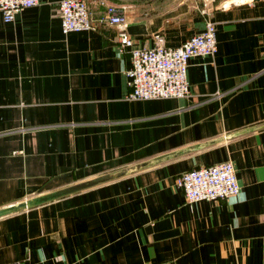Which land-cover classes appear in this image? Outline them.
Wrapping results in <instances>:
<instances>
[{
    "label": "crops",
    "instance_id": "1",
    "mask_svg": "<svg viewBox=\"0 0 264 264\" xmlns=\"http://www.w3.org/2000/svg\"><path fill=\"white\" fill-rule=\"evenodd\" d=\"M60 1L0 15V208L129 172L0 216V264H264V0H86L98 28L66 34ZM108 3L140 48L214 22L188 97L126 98ZM224 161L239 193L186 202L176 177Z\"/></svg>",
    "mask_w": 264,
    "mask_h": 264
},
{
    "label": "built area",
    "instance_id": "2",
    "mask_svg": "<svg viewBox=\"0 0 264 264\" xmlns=\"http://www.w3.org/2000/svg\"><path fill=\"white\" fill-rule=\"evenodd\" d=\"M38 0H0V15L12 22L15 15L34 6ZM126 7L104 4L97 24H112L117 28V49L128 53L130 67L125 71L128 100L184 98L190 95L187 80L188 60L195 56H211L217 51L214 22L178 46H167L164 36H155L153 47L140 48L127 31ZM61 30L69 32L97 29L86 0H61L58 4ZM176 185L182 189L188 203L200 200H226L240 191L235 168L231 161L200 166L181 173ZM19 264V263H14Z\"/></svg>",
    "mask_w": 264,
    "mask_h": 264
},
{
    "label": "water",
    "instance_id": "3",
    "mask_svg": "<svg viewBox=\"0 0 264 264\" xmlns=\"http://www.w3.org/2000/svg\"><path fill=\"white\" fill-rule=\"evenodd\" d=\"M127 172H129V169H124L121 170L119 172L113 173V174H108V175H103V176H98L92 180L86 181V182H81V183H77L59 190H55V191H51L45 194H41L38 196H35L33 198H30L28 200H25L23 202H20L18 204L12 205V206H8L5 208H0V216H5L26 208H30L33 206H37L43 203H46L48 201L72 194L74 192L89 188L91 186H94L96 184L111 180V179H115L118 178L124 174H126Z\"/></svg>",
    "mask_w": 264,
    "mask_h": 264
},
{
    "label": "rangeland",
    "instance_id": "4",
    "mask_svg": "<svg viewBox=\"0 0 264 264\" xmlns=\"http://www.w3.org/2000/svg\"><path fill=\"white\" fill-rule=\"evenodd\" d=\"M215 0H213V2H214Z\"/></svg>",
    "mask_w": 264,
    "mask_h": 264
}]
</instances>
